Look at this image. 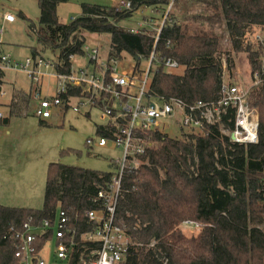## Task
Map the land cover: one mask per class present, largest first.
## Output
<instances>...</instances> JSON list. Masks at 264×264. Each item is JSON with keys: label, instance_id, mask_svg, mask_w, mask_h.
I'll use <instances>...</instances> for the list:
<instances>
[{"label": "trees", "instance_id": "obj_1", "mask_svg": "<svg viewBox=\"0 0 264 264\" xmlns=\"http://www.w3.org/2000/svg\"><path fill=\"white\" fill-rule=\"evenodd\" d=\"M68 1L38 0L39 23L29 26L40 47L32 48V55L51 51L60 60L58 71L63 74L71 73V55L85 54L83 33L109 35L110 60H120L126 54L139 69L155 52L157 67L151 84L155 96L187 103L217 101L224 82L223 63L217 57L221 37L211 30L191 28L173 13H188L195 3H204L215 10V15L206 19L225 23L234 51L248 53L252 73L258 72L262 79L250 98L259 112L257 144L232 143L219 125L210 128L207 138L198 133L182 139L160 131L152 135L154 145L143 157L146 164L124 181L118 218L139 246L122 264H264V47L244 45L250 30L264 28V0H122L130 3L123 11L83 4L80 17L63 23L57 9ZM144 7L165 13L160 33L119 26ZM166 60L178 62L185 68L184 74L168 72ZM5 107L9 117L0 120V127L8 126L11 118L34 115L27 93L14 95ZM68 109L62 111L67 114ZM222 123L225 129L233 126L226 119ZM39 124L51 126L42 120ZM96 134L107 136L106 127L99 125ZM71 152L81 155L71 149L61 155ZM112 177V172L50 164L42 209L0 204V264H20L15 257L17 241L5 238L11 228L21 229L28 222L42 224L53 219L58 209L84 219L87 211L96 209L94 200ZM186 221L202 226L196 237L180 231Z\"/></svg>", "mask_w": 264, "mask_h": 264}, {"label": "built area", "instance_id": "obj_2", "mask_svg": "<svg viewBox=\"0 0 264 264\" xmlns=\"http://www.w3.org/2000/svg\"><path fill=\"white\" fill-rule=\"evenodd\" d=\"M123 4L130 8L129 2L123 1ZM0 14L7 23L17 20V16L5 8H0ZM3 33L4 29L0 28V36ZM257 40L264 44L260 36ZM84 51L83 56L69 57L73 64L70 74L58 71L61 63L58 57L50 60L32 55L22 62H13L10 55L0 54V98L6 96L5 72L24 70L33 87L30 100L36 118L48 121L65 107L69 108L68 112L86 110L89 117L92 111H97L105 121L101 126L106 127L108 135L96 134L87 139L86 145L91 150L113 145L122 153L120 158L111 161L112 180L99 191L94 200L96 209L87 211L84 219L58 209L53 219L42 224L28 222L21 229L11 228L5 238L17 241L15 257L20 264H122L130 251L139 246L128 226L118 218L124 181L146 164L143 157L154 145L150 139L154 133L160 131L168 136H172L171 131L187 135L198 133L207 138L210 128L219 125L232 143L252 145L259 142V112L250 102L251 92L262 83L258 72L252 73L251 89L224 81L217 101L187 103L152 93L157 67L155 52L144 67L135 68L130 74H120L114 67L118 60H110L109 55L107 60H101L98 48L86 47ZM78 59L87 62L76 66ZM164 66L168 72L182 67L172 60H166ZM47 75L56 79L55 93L42 97L43 80ZM77 90L78 95L70 94ZM7 117L0 113L1 121ZM224 119L233 124L232 128H224ZM185 224L201 226L193 221Z\"/></svg>", "mask_w": 264, "mask_h": 264}, {"label": "rangeland", "instance_id": "obj_3", "mask_svg": "<svg viewBox=\"0 0 264 264\" xmlns=\"http://www.w3.org/2000/svg\"><path fill=\"white\" fill-rule=\"evenodd\" d=\"M102 5L114 7L118 11L128 9L122 0H69L58 6L57 14L63 23H69L71 18H78L82 15V5ZM0 8L5 11L10 10L17 16L14 23H7L0 14V28L4 33L0 36V54H8L13 62H22L32 55V48L40 50L30 23L38 25L40 10L38 0H1ZM173 9H168V11ZM23 14V18L20 14ZM173 13L182 23L191 27H198L203 30L214 31L221 37V49L217 57L223 63V79L228 83H235L239 87L251 89L252 69L248 53L236 52L233 49L230 34L225 23L217 19L208 21L206 18L213 17L215 10L204 3H195L188 13L174 10ZM194 16L201 19L195 20ZM185 18L187 20H185ZM165 23V13L153 8H141L134 16L119 23V26L134 32L160 31ZM257 36L264 40V28L254 27L244 37V45L258 47ZM85 47L89 49L98 48L100 58L105 61L110 52V36L83 33ZM46 59H55L56 56L51 51L43 55ZM230 60V62H228ZM87 60L78 59L76 66L86 63ZM145 64H143V67ZM231 66V67H230ZM116 71L120 74L132 73L136 67L135 62L126 54L114 63ZM173 74L183 75L184 67L170 71ZM8 86L4 89L12 92L13 95L29 93L31 88L30 79L27 73L21 69H9L5 73ZM150 77L149 81H151ZM56 79L52 75H47L43 80L42 97H50L55 93ZM15 86L18 91H11L10 87ZM22 90V91H19ZM252 91V90H251ZM12 98H0V113L9 116V110L5 106ZM34 107V106H33ZM9 126L0 127V196L3 198V205L42 209L44 205V189L48 167L52 163H62L70 166H77L85 169L111 172V161L120 158L121 151L113 145L107 148L96 147L91 150L86 141L90 137H95L97 127L104 125L97 111H92L91 116L84 110L82 113L63 111L55 113L48 121L51 126L43 127L39 124V119L33 116L22 118H11ZM170 134L175 139H182L186 134H178L171 131ZM225 135V134H224ZM76 150L81 155L74 153L61 155L63 150ZM202 230V226L195 227L181 225L180 231L187 237H196ZM155 244L152 243L151 247ZM52 247V245H51Z\"/></svg>", "mask_w": 264, "mask_h": 264}, {"label": "crops", "instance_id": "obj_4", "mask_svg": "<svg viewBox=\"0 0 264 264\" xmlns=\"http://www.w3.org/2000/svg\"><path fill=\"white\" fill-rule=\"evenodd\" d=\"M0 2H1V0H0ZM20 15H23L22 13L20 14ZM24 16V15H23ZM25 17V16H24ZM72 20L73 19H75V18H71ZM16 22V21H15ZM0 44H2V42L0 43ZM6 54V53H5ZM32 56V55H31ZM6 73V72H5ZM30 83H31V81H30ZM8 86V81L5 79V74H4V77H3V89L5 88V87H7ZM10 89H11V91H18V89L17 88H15V86H13V87H10ZM5 90V89H4ZM19 91H22V90H19ZM32 91H33V87H32V84H31V88H30V91H29V95L32 93ZM5 92H6V96H5V98L7 97V98H12L13 96H12V92H8V90L6 89L5 90ZM7 108V107H6ZM9 117V116H8ZM7 117V118H8ZM15 118H17V117H15ZM12 120V119H11ZM11 120H10V123H11ZM10 125V124H9ZM8 125V126H9ZM44 193H45V189H44ZM5 197L3 196V198H1V196H0V204L1 205H3L2 203V201H3V199H4ZM3 206H6V205H3ZM6 207H11V206H6ZM13 208H18V207H13Z\"/></svg>", "mask_w": 264, "mask_h": 264}]
</instances>
